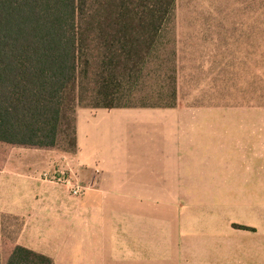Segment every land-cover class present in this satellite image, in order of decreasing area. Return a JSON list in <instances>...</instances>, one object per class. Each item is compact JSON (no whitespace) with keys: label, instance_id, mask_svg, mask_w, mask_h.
Segmentation results:
<instances>
[{"label":"crops","instance_id":"crops-1","mask_svg":"<svg viewBox=\"0 0 264 264\" xmlns=\"http://www.w3.org/2000/svg\"><path fill=\"white\" fill-rule=\"evenodd\" d=\"M162 34L172 105L78 108L68 159L6 155L0 224L18 246L54 264H190L194 242L198 264H264V0H174Z\"/></svg>","mask_w":264,"mask_h":264},{"label":"trees","instance_id":"trees-1","mask_svg":"<svg viewBox=\"0 0 264 264\" xmlns=\"http://www.w3.org/2000/svg\"><path fill=\"white\" fill-rule=\"evenodd\" d=\"M173 3L100 0L91 11L86 0H0V168L10 147L54 148L64 128L74 147L76 109L119 108ZM85 96L94 104L82 106ZM0 264L54 263L15 245Z\"/></svg>","mask_w":264,"mask_h":264},{"label":"rangeland","instance_id":"rangeland-1","mask_svg":"<svg viewBox=\"0 0 264 264\" xmlns=\"http://www.w3.org/2000/svg\"><path fill=\"white\" fill-rule=\"evenodd\" d=\"M100 0H86L88 10L94 11V6ZM159 41L154 43L153 47L149 50L143 51L142 67L140 71L132 72L128 79H125L123 83V89L119 93V98L116 104L119 106H170L175 101V96L171 95L172 88L175 87V83L172 82L175 79V67L171 62L170 48L169 45H165L163 42V34L160 35ZM157 39V38H156ZM90 79V77H89ZM86 81H84L85 84ZM194 84V83H193ZM191 103L194 104V96L189 98ZM94 104L90 98L84 97L82 101V106H89ZM70 130L64 128V134L62 133L56 147L46 150L53 154L59 155L61 159H68L74 153V147L71 144ZM35 148H24V147H10L7 154H12L13 152H34ZM64 176H69L67 170L62 171ZM61 177V173L56 172L51 175V177ZM49 179V175L47 176ZM53 180V178H52ZM19 228L18 224H10L5 227L3 222L0 224V252L5 251L13 246H17V231ZM28 243V242H27ZM193 243V248L191 249L192 260L190 264H198L196 258V249ZM51 258V257H49ZM53 263L54 260L51 258ZM67 258H64L66 261ZM213 261V260H212ZM224 259L217 258V263L223 262ZM215 262L213 261V264ZM216 264V263H215Z\"/></svg>","mask_w":264,"mask_h":264},{"label":"built area","instance_id":"built-area-1","mask_svg":"<svg viewBox=\"0 0 264 264\" xmlns=\"http://www.w3.org/2000/svg\"><path fill=\"white\" fill-rule=\"evenodd\" d=\"M60 179L61 180L59 182H63L69 186L70 192L73 196H79L82 192L88 190L87 187H83L77 182V176L74 174L71 175V173H69L68 177L61 174Z\"/></svg>","mask_w":264,"mask_h":264}]
</instances>
